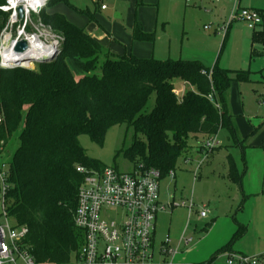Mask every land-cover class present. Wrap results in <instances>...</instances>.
Returning <instances> with one entry per match:
<instances>
[{"label":"trees","instance_id":"trees-1","mask_svg":"<svg viewBox=\"0 0 264 264\" xmlns=\"http://www.w3.org/2000/svg\"><path fill=\"white\" fill-rule=\"evenodd\" d=\"M5 2L0 0V6ZM61 2L67 0H51L48 7ZM258 11L264 19V10ZM40 18L63 38L59 54L35 69L0 67V146L8 155L10 144H17L8 164L5 201L11 222L27 229L24 247L37 264H69L85 241L75 225L85 179L77 169L106 167L87 154L81 136L103 146L112 127L133 129L131 145L124 141L116 157L158 169L165 178L190 154L191 139L199 142L201 153L203 142L222 129L236 137L228 98L233 80L226 70L199 61L117 56L62 14L45 10ZM7 20L0 11V30ZM132 37L155 42V34L138 22ZM259 45L264 46V30H254L252 60L260 55ZM250 75L236 71L235 81L248 83ZM177 81L185 87L180 95ZM154 94L156 104L147 112ZM227 162L228 179L241 187L232 155Z\"/></svg>","mask_w":264,"mask_h":264},{"label":"rangeland","instance_id":"rangeland-1","mask_svg":"<svg viewBox=\"0 0 264 264\" xmlns=\"http://www.w3.org/2000/svg\"><path fill=\"white\" fill-rule=\"evenodd\" d=\"M67 2L46 11L62 14L72 24L86 26L88 31L114 37L118 42V46L114 45L116 55L132 53L145 59L178 61L183 54L188 57L185 59H197L207 68L218 66L226 70L233 80L228 97L236 137L222 129L216 136L221 145L219 153L200 168L203 160L200 144L191 139L192 150L178 161L176 177L161 180V202L166 209L158 214L153 264H225L229 253L264 262V46H257L263 55L251 63L253 30L241 21L233 23L225 39L231 13L238 6L264 10V0H139V4L148 5L139 8L116 0ZM103 6L107 9L102 10ZM131 20L138 22L144 31L154 33L155 42L133 43L132 28L128 26ZM261 30L264 23L257 29ZM56 41V34L46 27V43ZM146 46L150 48L149 54ZM36 65L28 63L20 67L35 69ZM241 70L251 72L250 82L235 81L236 71ZM176 87L180 94L185 90L180 81ZM155 104L156 94L150 98L147 112ZM236 105L240 109L237 113L232 111ZM133 137V129L127 132L125 126H115L107 132L103 146L86 135L81 136L80 142L91 158L130 172L132 163L124 155L117 158L116 153L124 141L129 147ZM8 149V155L0 156V168L3 163L9 164L17 144H10ZM229 153L242 176L241 187L227 177ZM191 199L195 208L189 215L183 203ZM2 202L0 179V225L6 226ZM203 211L207 217L202 219ZM183 236L192 241L186 245Z\"/></svg>","mask_w":264,"mask_h":264},{"label":"built area","instance_id":"built-area-1","mask_svg":"<svg viewBox=\"0 0 264 264\" xmlns=\"http://www.w3.org/2000/svg\"><path fill=\"white\" fill-rule=\"evenodd\" d=\"M50 1L6 0L0 6V11L8 15L5 26L0 30L1 68L15 69L25 65L20 60L23 54L14 49L19 41L26 40L29 45L30 40L37 39L46 44V26L42 24L40 16L48 8ZM235 21L244 22L252 30H257L264 23L258 10L240 6L231 13L227 26ZM56 36L55 50L63 42L60 35ZM11 53L20 56H13ZM2 121L0 116V124ZM219 146L216 137L203 142V160L199 168ZM3 151L0 146V156ZM77 170L85 175V179L78 193L75 225L85 233V241L69 264H153L156 221L158 214L166 209L161 202V171L143 164L132 166L130 172L114 166H106L101 171L84 168ZM7 176L8 164L3 163L0 179L6 226L0 225V264H37L24 247L27 229L16 227L8 216L5 201ZM169 176L175 178V173L171 172ZM183 206L188 208L191 215L195 203L191 199L183 203ZM206 217V212H201V218ZM191 241L192 238H182L186 245ZM161 253L164 254L163 251ZM225 264L264 263L255 257L229 253Z\"/></svg>","mask_w":264,"mask_h":264},{"label":"crops","instance_id":"crops-1","mask_svg":"<svg viewBox=\"0 0 264 264\" xmlns=\"http://www.w3.org/2000/svg\"><path fill=\"white\" fill-rule=\"evenodd\" d=\"M116 1H118V2H121V3H123V2H125V3H127V4H130L132 7H135V6H137L138 8L139 7H147L148 5H145L144 3H141V4H139V0H116ZM54 7V6H53ZM53 7H51V8H53ZM105 6H103L101 9L102 10H106L107 8L105 7ZM247 9H250V8H247ZM255 10H258V9H255ZM54 13H56V12H51V13H49V14H54ZM233 23L234 22H232V24L229 26V30L227 31L228 33H227V35H226V38L225 39H227L228 38V36H229V32L231 31V29L234 27V25H233ZM134 24H135V21H132L131 20V23H129V25L128 26H130L132 29H133V27H134ZM246 25V24H245ZM247 26V25H246ZM248 27V26H247ZM82 28H86V30L88 31V28L85 26V27H82ZM207 29V28H206ZM248 29H250V28H248ZM88 33L91 35V36H93L96 40H98L102 45H104L105 47H107L108 49H110V51L113 53V54H115V50H114V45H117L118 46V42H117V40L113 37V39L109 36V34H104V33H97V32H95V31H91V30H89L88 31ZM253 34H254V30H253ZM253 39V38H252ZM132 42L134 43L135 41L133 40V37H132ZM251 48H252V44H251ZM134 50H135V44H133V52H134ZM150 51V48H149V46H146V53L147 52H149ZM260 52V51H259ZM132 54V53H131ZM130 54V55H131ZM147 54H149V53H147ZM116 55V54H115ZM127 56H130V55H128V54H126ZM260 55H263V53L262 52H260ZM259 55V56H260ZM117 56H120V55H118L117 54ZM125 56V55H124ZM138 57H140V58H142L141 56H138ZM258 57V56H257ZM257 57H255L253 60L251 59V54H250V60H251V63H253L256 59H257ZM185 58H188V57H184L183 56V54L181 55V57H180V59L179 60H187V61H199V60H190V59H185ZM175 61V60H174ZM200 63H201V61H199ZM212 69V68H211ZM184 85V84H183ZM179 95H180V93H179ZM229 98V97H228ZM232 95H231V104H232ZM232 111H234L235 113H237V112H239L240 111V109L238 108V106L236 105V107L234 108V110L232 109ZM220 143V142H219ZM220 149H221V145H220V148L219 149H217L216 150V152L215 153H219V151H220ZM214 153V154H215ZM228 155H231L230 153L228 154ZM227 155V156H228ZM228 163V162H227ZM227 173H228V171H227ZM175 177H176V175H175ZM157 219H158V217H157ZM156 231H157V221H156ZM155 235H156V233H155ZM154 252H155V241H154ZM264 263V262H263Z\"/></svg>","mask_w":264,"mask_h":264},{"label":"bare ground","instance_id":"bare-ground-1","mask_svg":"<svg viewBox=\"0 0 264 264\" xmlns=\"http://www.w3.org/2000/svg\"><path fill=\"white\" fill-rule=\"evenodd\" d=\"M54 44H42L39 40L34 39L30 40L29 42V49L22 53L21 61H24L25 64H32L31 59L32 58H43V57H49L51 56L55 51ZM13 56H20L15 53H11Z\"/></svg>","mask_w":264,"mask_h":264},{"label":"water","instance_id":"water-1","mask_svg":"<svg viewBox=\"0 0 264 264\" xmlns=\"http://www.w3.org/2000/svg\"><path fill=\"white\" fill-rule=\"evenodd\" d=\"M20 12H22L20 10ZM15 51L19 53H25L29 49L28 42L26 40H21L15 45ZM59 54V50H55L54 53L49 57H43V58H32L31 63L33 64H45L50 61H52L57 55Z\"/></svg>","mask_w":264,"mask_h":264}]
</instances>
